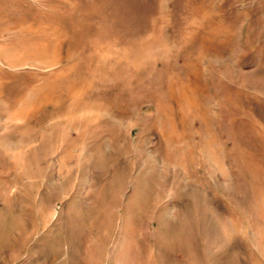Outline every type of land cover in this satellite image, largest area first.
I'll return each instance as SVG.
<instances>
[{
    "label": "rangeland",
    "instance_id": "rangeland-1",
    "mask_svg": "<svg viewBox=\"0 0 264 264\" xmlns=\"http://www.w3.org/2000/svg\"><path fill=\"white\" fill-rule=\"evenodd\" d=\"M0 264H264V0H0Z\"/></svg>",
    "mask_w": 264,
    "mask_h": 264
}]
</instances>
